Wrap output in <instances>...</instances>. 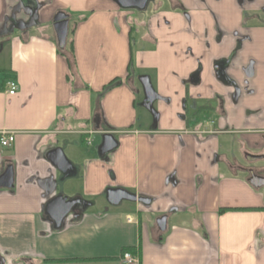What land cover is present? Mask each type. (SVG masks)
<instances>
[{
    "label": "crops",
    "instance_id": "obj_1",
    "mask_svg": "<svg viewBox=\"0 0 264 264\" xmlns=\"http://www.w3.org/2000/svg\"><path fill=\"white\" fill-rule=\"evenodd\" d=\"M29 1L39 4L35 14L27 9ZM225 1L235 22L231 1ZM88 9V15L71 21L69 10ZM58 11L69 17L65 50L72 52V67L57 51ZM29 18L19 28L20 20ZM130 46L124 14L109 0H0V53L7 58L0 80V131L14 133L9 147L0 145L7 150L0 151V173L12 164L14 178L12 188L0 189L4 264H122L127 247L134 248L137 264H264V185L252 186L248 170L237 167L245 164L230 155L233 135L212 141V150L223 149L212 160L203 151L206 143L193 144L181 126L172 132L164 124L160 130L140 124L138 96L126 79ZM133 50V65L158 68L161 88L164 80L177 84L167 69L185 76L192 68L178 69L165 46ZM8 78L17 85L12 96L3 83ZM256 83V107L264 117V77ZM96 114L98 130L117 140L109 155L86 148L97 136ZM253 128L249 134L238 126L240 139L264 153V122ZM59 145L75 166L64 176L62 193L88 203L78 217L56 228L44 207L57 193L52 154ZM252 166L264 177V160ZM115 187L150 202H107L97 208L106 190ZM161 216L163 231L156 222Z\"/></svg>",
    "mask_w": 264,
    "mask_h": 264
},
{
    "label": "flooded vegetation",
    "instance_id": "obj_2",
    "mask_svg": "<svg viewBox=\"0 0 264 264\" xmlns=\"http://www.w3.org/2000/svg\"><path fill=\"white\" fill-rule=\"evenodd\" d=\"M109 1L123 12L133 49L136 43L140 52L165 46L178 69L192 66L185 76L167 69L166 75L175 78L177 84L164 80L161 88L157 67L131 65L126 79L138 96L136 105L143 115L140 124L153 130L163 129L164 124V130L172 132L181 126L193 144L206 143L203 151L212 160L223 155L220 147L212 150V141L233 135L230 155L242 158L245 164L237 167L258 174L252 164L263 161L264 153L242 143L237 128L243 126L251 134L258 121L264 122L256 107L260 91L256 80L264 77V0H230L237 15L235 22L225 0ZM37 5L28 2L31 15ZM207 113L213 117L198 119ZM195 153L199 152L195 149ZM87 203L81 199L74 205L62 225L78 217Z\"/></svg>",
    "mask_w": 264,
    "mask_h": 264
},
{
    "label": "water",
    "instance_id": "obj_3",
    "mask_svg": "<svg viewBox=\"0 0 264 264\" xmlns=\"http://www.w3.org/2000/svg\"><path fill=\"white\" fill-rule=\"evenodd\" d=\"M68 14L65 12H57L53 18V28L57 38V47L63 48L65 46L66 36L68 32ZM21 24L19 28H23L30 22V18L27 21L20 20ZM17 28V26H14ZM11 30V29H10ZM93 127L95 128L96 135L100 138L99 143L95 145V149L99 154H108L113 151L117 146V140L110 131H99L100 127V116L96 114L93 117ZM52 162L55 170H57L58 175L52 178L53 186L57 188V193L55 196L49 198L45 205V211L51 217L56 228L61 227L65 218L70 213L74 205L80 203L81 198L79 196L68 197L62 193V187L64 183V176L75 170L73 162L64 153L63 146L59 145L53 149ZM250 177L248 182L254 186L258 187L264 185V177L256 175L253 170L248 171ZM13 178V166L12 164H7L4 170L0 173V189H9L14 185ZM137 201L141 203H149L150 199L143 196H138L134 193L128 192L121 187L109 188L106 190V200L109 204L115 206L118 205L122 200ZM157 227L160 230L165 229V216H161L156 220ZM5 261L0 256V264H4Z\"/></svg>",
    "mask_w": 264,
    "mask_h": 264
},
{
    "label": "rangeland",
    "instance_id": "obj_4",
    "mask_svg": "<svg viewBox=\"0 0 264 264\" xmlns=\"http://www.w3.org/2000/svg\"><path fill=\"white\" fill-rule=\"evenodd\" d=\"M69 12L72 14V17H71V21L72 20H76V17L78 16V15H80V14H83V15H88L89 13H90V10L88 9V10H83V11H79V12H71L70 10H69ZM69 13V14H70ZM17 29L18 28H14V31H17ZM137 37V36H136ZM139 44L138 43H136V45H135V50H137L138 49V46ZM141 45V44H140ZM6 61H7V58H6V54L3 52L2 54L0 53V80L3 78V76L5 75V73L3 72L4 70V68H5V66H6ZM138 72H143V71H146V70H140V69H138L137 70ZM211 117H213V114L212 113H207V114H204V116H199L198 117V119H209V118H211ZM90 140H91V142H90V145H86V148L87 149H89L91 152H93V150H94V146L97 144V143H99V141H100V138L98 137V136H91L90 137ZM0 151L1 152H3V153H6L7 152V150L6 149H2V148H0ZM122 203V206H125V205H129V204H131V203H133V202H130L129 200H126V199H124V200H122L121 201ZM104 205H108V203H107V201H106V199L103 197V198H101L100 199V204H99V206H97V208H101V207H103ZM131 213H133V212H131ZM134 215H135V213H134ZM149 217L152 219V220H155L156 219V217H157V214H155L154 212H152V213H150L149 214Z\"/></svg>",
    "mask_w": 264,
    "mask_h": 264
},
{
    "label": "built area",
    "instance_id": "obj_5",
    "mask_svg": "<svg viewBox=\"0 0 264 264\" xmlns=\"http://www.w3.org/2000/svg\"><path fill=\"white\" fill-rule=\"evenodd\" d=\"M6 86V92L9 96H12L16 93L17 85L13 79H6L4 82ZM14 139V133L9 131H0V145L3 147H9ZM89 143L90 141L87 140ZM129 220V219H128ZM121 262L122 264H137L138 258L135 254L130 251H124L121 254Z\"/></svg>",
    "mask_w": 264,
    "mask_h": 264
},
{
    "label": "trees",
    "instance_id": "obj_6",
    "mask_svg": "<svg viewBox=\"0 0 264 264\" xmlns=\"http://www.w3.org/2000/svg\"><path fill=\"white\" fill-rule=\"evenodd\" d=\"M70 50V49H69ZM67 51L65 50V46L63 48H59L57 47V51H59L61 54H64L67 58V61L69 63V66L72 67V63H73V58H72V52L71 50L70 51ZM133 62H134V50L132 48V46H130V59H129V66L130 65H133ZM116 81V80H115ZM114 79L107 85L105 86L103 89H107L109 87H111V85L115 82ZM4 83V82H3ZM103 90V91H104ZM123 250H128V251H133L134 248L133 247H127V248H124Z\"/></svg>",
    "mask_w": 264,
    "mask_h": 264
}]
</instances>
